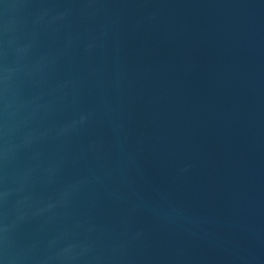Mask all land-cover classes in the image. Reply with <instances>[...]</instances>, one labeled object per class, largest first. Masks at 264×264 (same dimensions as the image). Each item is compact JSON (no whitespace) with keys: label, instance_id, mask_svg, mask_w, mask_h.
<instances>
[{"label":"water","instance_id":"1","mask_svg":"<svg viewBox=\"0 0 264 264\" xmlns=\"http://www.w3.org/2000/svg\"><path fill=\"white\" fill-rule=\"evenodd\" d=\"M0 264H264V0H0Z\"/></svg>","mask_w":264,"mask_h":264}]
</instances>
